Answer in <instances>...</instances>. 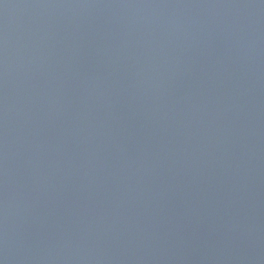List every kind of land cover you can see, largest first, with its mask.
I'll use <instances>...</instances> for the list:
<instances>
[{
	"label": "water",
	"instance_id": "1",
	"mask_svg": "<svg viewBox=\"0 0 264 264\" xmlns=\"http://www.w3.org/2000/svg\"><path fill=\"white\" fill-rule=\"evenodd\" d=\"M0 264H264V0H0Z\"/></svg>",
	"mask_w": 264,
	"mask_h": 264
}]
</instances>
